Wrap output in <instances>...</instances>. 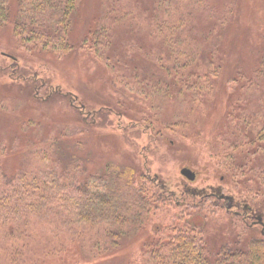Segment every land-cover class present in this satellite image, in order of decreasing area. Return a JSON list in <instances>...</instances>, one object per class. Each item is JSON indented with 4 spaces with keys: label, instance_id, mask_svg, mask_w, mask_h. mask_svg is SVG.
<instances>
[{
    "label": "trees",
    "instance_id": "obj_1",
    "mask_svg": "<svg viewBox=\"0 0 264 264\" xmlns=\"http://www.w3.org/2000/svg\"><path fill=\"white\" fill-rule=\"evenodd\" d=\"M79 3L80 0H17L12 12L11 0H0V26L11 24L24 44L64 54L75 46L71 32ZM101 4L94 28L76 45L84 47L96 61L105 62L100 64L114 74L111 82L122 84L118 92L127 97L126 86H135L134 79L140 80L136 77L139 72L148 80L141 86L147 95L170 93V88L175 89L181 81L183 86L178 91L203 92L211 88L220 70L211 54L223 34L213 38L206 35L203 43H193L189 24L203 20L202 0H101ZM141 21L148 32L146 40L129 39L133 31L140 29ZM120 23L129 30L114 41L115 28ZM210 40L212 43H208ZM203 50L210 52L203 61H210L213 67L204 74L191 71L202 65L198 55ZM153 52L158 58L150 57ZM32 75L23 72L14 82L36 102L48 103L55 96H63L84 121L91 117V125L106 111L102 106L96 111L82 109L86 104L77 103L69 92L50 89L41 96L44 82L38 84ZM235 94L228 98L235 100L236 107L239 101ZM246 95L247 101L238 110L232 107L226 115L219 142L209 147L213 146L211 156L223 171L220 180L244 197L245 209L259 215L264 213V120L260 118L264 105L254 94ZM195 97L189 102L191 109L196 108ZM145 105L151 107L152 101ZM182 126L187 125L176 120L166 130L177 135L174 128ZM36 133L33 126L27 135L33 139ZM156 135L170 147L177 146L172 136ZM55 142L47 147L41 143L39 150L27 155V161L36 157L35 164L23 163L13 172L5 171L2 163L14 147L0 143V264H38L60 252L66 253L67 259L62 258L70 263L92 259L98 260L96 264H112L119 259L120 264H264V220L251 223L239 209L231 212V195L208 192L192 202L182 201L140 164L123 159L127 164L108 162L102 172L91 173L82 158L66 154L65 142ZM215 213L229 217L227 227L219 226L215 244L221 241L217 248L210 242L207 230V215ZM32 237L40 243L44 251L41 254L30 248ZM54 239L59 244L55 245ZM127 239L130 240L125 242ZM135 242L140 243L136 257L132 250ZM88 243L91 246L87 254L84 245Z\"/></svg>",
    "mask_w": 264,
    "mask_h": 264
},
{
    "label": "rangeland",
    "instance_id": "obj_2",
    "mask_svg": "<svg viewBox=\"0 0 264 264\" xmlns=\"http://www.w3.org/2000/svg\"><path fill=\"white\" fill-rule=\"evenodd\" d=\"M202 1L204 5L200 8L203 20L199 18L200 20L189 24L193 28L190 32L193 43H203L206 35L213 38L223 34L217 47L221 52L214 50L213 55L211 54L214 65L220 64V70L214 77L211 88L206 91L202 89L203 92L178 91L183 86L181 81L175 89L170 88V93L147 95L141 88L142 83L148 81L143 72L136 75L140 80L134 79L135 86H126L127 97L118 92L123 89L122 84L116 86L111 82L110 76L114 74L104 68L105 62L96 61L84 47L76 45L88 30L94 28V19L98 18L102 7L101 0H80L73 14L71 32V41L75 46L64 54L24 44L14 34L11 24L0 26V143L14 147L8 157L3 159L4 170L13 172L23 163L33 166L36 157H29L27 161V155L31 156L33 153L30 152L34 149L39 150L43 142L46 147L55 141L65 142L66 154L73 153L82 158L91 173L102 172L108 162L127 164L123 162V159H127L146 168L152 178L161 181L168 191H173L182 201L192 202L201 194L222 192L233 197L234 207L231 212L239 209L251 223L264 220V213L257 215L253 209H243L244 197L235 193L229 183L220 180L223 171L211 156L214 144L219 142L218 135L224 130V119L232 107L238 110L247 101L246 94H254L258 103L264 105V0ZM11 4L14 12L17 0H11ZM144 5L146 7L147 4ZM136 14L137 12L133 15ZM227 17L230 19L228 22ZM141 22L140 29L133 31L135 33L129 39L146 40L148 32L143 28L144 21ZM127 30L126 25L120 23L115 28L114 41L122 38L121 33ZM210 42L212 40L208 41ZM114 45L109 47L112 49ZM119 53L121 54L120 51ZM209 55V51H200L198 61L202 65L191 71L201 74L209 71L213 64L203 61ZM13 57L14 60L11 59ZM150 57L158 58L154 52ZM120 64L124 66V63ZM113 68L116 70L114 72L119 73L118 68ZM23 72L29 76L33 73L32 77H35L38 84L44 82V87L39 91L41 96L47 95L50 89H56L69 92L72 97L77 98V103L81 101L86 104L82 105V109L96 111L102 106L103 111H106L97 117L95 125H91L88 123L91 117L84 121L63 96H55L48 103L36 102L32 96H26L17 87L19 83L14 82ZM233 93H236L239 101L236 107L235 100L232 102L233 99L230 101L228 98ZM193 95L197 101L195 109H191L189 104ZM146 101H152V106L147 107ZM85 109L82 111L85 112ZM260 118L264 120V115ZM176 120L187 126L175 127L177 135H172L166 130V126ZM33 126L37 133L32 139L27 132ZM156 134L172 136L177 141V146L170 147L164 138ZM210 144L213 145L212 148L209 147ZM55 145L58 147L56 142ZM184 167L195 173L193 180L181 174L180 170ZM228 219L229 217L225 218L220 213L207 215L209 240L214 248L221 241L215 244L219 226L227 227ZM195 220L199 222V217H195ZM146 230L149 234V227ZM32 238V251L36 254L44 252L40 250L41 245L36 238ZM55 241V245L60 242ZM133 245L136 257L140 243L135 242ZM89 246L90 243L84 245V252L87 254ZM62 256L67 259L66 253L60 252L49 255L38 264H96L98 261L91 259L83 263H70L65 262ZM112 264H120L119 259Z\"/></svg>",
    "mask_w": 264,
    "mask_h": 264
},
{
    "label": "water",
    "instance_id": "obj_3",
    "mask_svg": "<svg viewBox=\"0 0 264 264\" xmlns=\"http://www.w3.org/2000/svg\"><path fill=\"white\" fill-rule=\"evenodd\" d=\"M180 172H181L182 175L186 176L190 180H193L195 178L194 172L191 171L189 168H185L184 167V168L181 169Z\"/></svg>",
    "mask_w": 264,
    "mask_h": 264
},
{
    "label": "flooded vegetation",
    "instance_id": "obj_4",
    "mask_svg": "<svg viewBox=\"0 0 264 264\" xmlns=\"http://www.w3.org/2000/svg\"><path fill=\"white\" fill-rule=\"evenodd\" d=\"M181 171V170H180ZM195 174V173H194ZM186 177V176H185ZM187 178V177H186ZM243 209H245V207L243 206ZM250 209V208H249ZM238 212V211H237ZM244 216H247V215H244ZM254 222H256V221H254ZM258 222V221H257ZM260 222H262V220L260 221ZM264 232V231H263Z\"/></svg>",
    "mask_w": 264,
    "mask_h": 264
}]
</instances>
